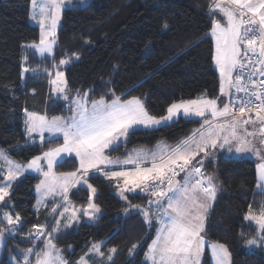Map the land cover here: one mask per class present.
Returning <instances> with one entry per match:
<instances>
[{
	"label": "snow or ice",
	"instance_id": "6c2138e0",
	"mask_svg": "<svg viewBox=\"0 0 264 264\" xmlns=\"http://www.w3.org/2000/svg\"><path fill=\"white\" fill-rule=\"evenodd\" d=\"M31 3V18L39 25L40 38L38 43L27 47L45 57L53 53L56 29L66 0H31ZM209 14L212 17L219 14L224 19L223 23L213 19L210 29L215 41L213 59L219 72V96L202 93L196 98L181 99L171 103L165 115L150 114L144 102L135 96L124 100L111 92L110 100L105 96L89 100V93L81 96L79 90L75 97L70 96L65 73L60 68L78 60L76 53L54 64V72L45 69L56 93L53 104L65 101L72 114L48 118L25 109V146L39 143L42 147L61 138L63 143L23 164L0 150V205L11 206L13 185L32 173L43 177L36 185L37 211L41 205L46 206L49 197L62 200L51 209L55 224L33 225V231L25 237L32 246L21 253L22 264H68L53 241L59 239L61 225L64 229L71 228L79 223L81 215L89 222L99 218L101 209L95 202L98 189L90 183L99 177L114 182L119 196L126 201L127 194L137 190L149 197L146 206L129 204L124 211L129 214L134 210L149 229L155 227V237L145 253L150 264H200L206 244L205 222L218 192L216 176L203 169L205 163L216 159L217 152L226 150L229 158L245 154L260 157L258 192L254 195L264 196V0H212ZM24 59L27 61V56ZM29 71L38 69L25 66L21 76ZM180 117H199L203 122L199 129L174 146L165 144L158 145L156 150H133L124 159L109 154L126 144L141 127L150 130L167 127ZM69 158L78 161V167L74 171L56 173L54 169ZM181 174L182 179H177ZM81 188H86L90 195L86 205L77 207L72 205L68 194L72 189ZM61 208L63 210L58 212ZM244 219L254 221L259 229V235L252 238H245L241 233L245 246L264 248V207L254 213L250 205ZM0 223L7 225L0 228L2 247L5 233L14 235L23 226V220L19 212L13 215L0 207ZM104 244V241L92 244L89 253L77 264H94L95 256L104 259ZM208 246L215 264H230L231 254L224 244ZM137 247V244L132 245L130 256ZM116 251L111 248L106 259L111 261ZM32 257H35L34 262Z\"/></svg>",
	"mask_w": 264,
	"mask_h": 264
},
{
	"label": "trees",
	"instance_id": "16d2710c",
	"mask_svg": "<svg viewBox=\"0 0 264 264\" xmlns=\"http://www.w3.org/2000/svg\"><path fill=\"white\" fill-rule=\"evenodd\" d=\"M210 3L212 0H92L86 6L67 8L63 11L54 55L43 64H37L40 61L32 56L31 66L50 68L52 63L76 53L79 59L64 68L69 94L88 91L90 100L100 96L111 99V92L124 100L135 96L143 100L150 114L165 115L173 102L202 93L218 95L220 80L210 35L216 16L209 14ZM30 10L31 0H0V149L19 162H27L63 142L61 138L42 147L39 143L25 146L24 110L50 117L65 116L69 110L63 100L53 104L47 74L28 73L25 79L21 76L24 45L40 35L39 27L30 23ZM199 124L194 118L180 117L167 127L140 128L110 155H126L134 148L152 147L161 140L178 143ZM76 167L78 162L69 158L56 171H74ZM203 170L213 172L218 184L205 237L227 246L232 264H264V250L247 249L241 238V233L245 238L257 234V227L244 217L250 205L258 206L264 200V196L254 195L259 183L256 161L220 155L205 163ZM39 179L38 175L28 174L12 188L10 207L22 217L20 230L24 235L33 225L41 224L33 210ZM90 182L98 189L95 201L103 208V214L94 223L82 222L63 230L55 243L72 246V252L68 251L70 264L84 255L93 242L103 239H107L104 251L110 247L117 249L107 264H147L144 257L155 237V227L149 229L137 212L124 219L115 218L123 202L113 184L103 177ZM69 196L75 204L85 205L89 191L73 189ZM131 199L146 206L149 197L139 194ZM5 224L0 223V228ZM7 238L0 264H12L7 254L31 244L25 236ZM133 244L138 247L130 256ZM202 264H212L208 249L203 252Z\"/></svg>",
	"mask_w": 264,
	"mask_h": 264
},
{
	"label": "rangeland",
	"instance_id": "374dc122",
	"mask_svg": "<svg viewBox=\"0 0 264 264\" xmlns=\"http://www.w3.org/2000/svg\"><path fill=\"white\" fill-rule=\"evenodd\" d=\"M38 2H39V0H38ZM92 2V0H84V3L83 4H81L80 3V0H71V3H67V0H66V8L65 9H67V8H72V7H80V6H86V5H88V4H90ZM64 9V10H65ZM63 10V11H64ZM63 11L61 12V19H60V21H59V23H58V25H57V29H56V44L53 46V53L51 54V55H48V54H46V56L45 57H41V56H39V54L38 53H35L34 52V50L33 49H30V48H28L27 47V45H30V44H32V43H38L39 42V38H40V35H39V38L37 39V40H34V41H32V42H29V43H26L25 45H24V52H23V67H25V66H27V67H29L30 69H38V71L37 72H41V73H43V74H47L46 72H45V69H47L48 71H52V72H54L55 71V69L53 68V65L54 64H58L59 63V61L58 62H54V63H52V66L49 68L48 67V65H45V68H41L40 66H37V64L39 63V64H43V63H46L47 62V59L46 58H51L53 55H54V51H55V48H56V46H57V41H58V30H59V27H60V25H61V22H62V16H63ZM32 14H33V7H32V3H31V10H30V17H29V20H30V23H32L33 25H36V26H38L39 27V25H38V23L35 21V20H33L31 17H32ZM40 29V28H39ZM25 56H27V61H25V59H24V57ZM32 56H35V57H37V59L40 61V62H38V61H36L37 62V64L35 65V66H31V58H32ZM66 66H61V68H60V70H62V71H64V68H65ZM22 71H23V69H22ZM28 73H33L32 71H29V72H27V73H24L23 74V79H25V77L27 76V74ZM65 73V72H64ZM49 80H50V77H49ZM50 84V83H49ZM50 87H51V97H52V100H54L55 98H56V93L55 92H53V90H52V86H51V84H50ZM85 92H88V91H84V92H80V95L82 96ZM89 93V92H88ZM69 94V93H68ZM70 96H73V97H75L76 96V94H69ZM217 96H219V94L217 95ZM211 97V96H210ZM216 97V96H215ZM141 99V98H140ZM89 100H90V97H89ZM142 100V99H141ZM143 101V100H142ZM30 112H32V111H30ZM36 113H38V112H36ZM38 114H41V113H38ZM67 114V116H69V115H71L72 113L70 112V110H68V112L66 113ZM41 115H45V114H41ZM254 115V114H253ZM66 116V117H67ZM63 117H65V116H63ZM25 118H26V116H24V121H25ZM48 118H51L50 116H48ZM196 120H198V121H200V124L195 128V129H199L200 127H201V123L203 122L202 121V118H199V117H197V118H195ZM170 123H172V122H170ZM24 127H25V123H24ZM194 129V130H195ZM249 130L251 131L252 130V128H251V126H249ZM46 136H47V133L45 134ZM37 140H38V137H37ZM161 141H164V140H161ZM166 142V141H165ZM63 143V142H62ZM158 143V142H157ZM155 144L154 146H152V147H147V146H140V148H142V149H147V150H151L152 148L154 149L157 145H159V144ZM165 144V143H164ZM60 145V144H59ZM59 145H57V146H59ZM171 145H173V144H171ZM57 146H55V147H57ZM53 148V147H52ZM0 150H3V149H0ZM133 150V149H132ZM131 150V151H132ZM3 151H5V152H7L6 150H3ZM130 152V151H129ZM220 152H222V151H220ZM223 152H225L226 153V150H223ZM8 153V152H7ZM110 154V153H109ZM226 156H229L227 153L225 154ZM112 156V155H111ZM113 158H119L118 156H112ZM230 157H235V158H239V157H248V158H252V159H254L255 161H256V165H258L259 163H261L262 161H261V158L260 157H258V156H256L255 154H245V155H231ZM14 159V158H13ZM121 159V158H120ZM15 160V159H14ZM17 161V160H16ZM17 162H19V161H17ZM19 163H26V162H19ZM54 171L56 172V173H60V172H58V171H56L55 169H54ZM208 173H212V174H214L213 172H208ZM33 175H38V174H36V173H32ZM215 175V174H214ZM38 176H40V175H38ZM43 177L42 176H40V179H42ZM40 179H39V181H38V183L40 182ZM37 183V184H38ZM91 183V182H90ZM36 184V185H37ZM94 186V185H93ZM95 187V186H94ZM73 190V189H72ZM71 190V191H72ZM70 191V192H71ZM12 192V191H11ZM70 192H69V194H70ZM116 192H117V196L121 199V201L123 202V207L121 208V209H119L118 211H116L115 212V218H121V219H124L126 216H128L130 213H132V212H135L134 210H132L129 214H126L125 213V211H124V209L125 208H128L129 207V204H134V205H140V206H144L143 205V203L142 202H140V201H138V202H135L134 203V201H132V199H131V197L132 196H136V195H139L140 193H139V191L137 190V192L136 193H128L127 195H128V200L126 201V200H124V199H122L120 196H119V194H118V191H117V189H116ZM35 193H36V202H37V198H38V193L36 192V186H35ZM68 194V195H69ZM89 195H90V192H89ZM89 197V196H88ZM69 200L71 201V203H72V205H75V206H77V207H79V206H82V205H77V204H75V202L70 198V196H69ZM36 202H35V204H34V206H33V210H34V212L38 215V219H40L41 220V224L40 225H46V226H52V225H54L55 224V219L53 218V214L51 213V209L53 208V207H56V205L57 204H60V203H62V200L60 199V197H56L55 199H53L52 197H49L46 201H45V204H46V206H44V205H41L40 207H39V210L37 211L36 210V208H35V205H36ZM96 202V201H95ZM87 203H88V201H87ZM86 203V204H87ZM97 203V202H96ZM85 204V205H86ZM98 204V203H97ZM99 205V204H98ZM100 206V205H99ZM0 207H3V210L4 211H9V212H11L13 215H15V213L12 211V209H11V207L10 206H8V207H5V206H3V205H0ZM261 207H264V200L258 205V206H253L252 207V210H253V212L254 213H258L259 212V210H260V208ZM100 209H101V212L98 214V216L100 217L102 214H103V208L100 206ZM63 209L61 208V209H58V212L59 211H62ZM248 214V213H247ZM68 214H66V216H67ZM99 219V218H98ZM97 219V220H98ZM97 220H95V221H92V222H89L88 220H87V217H84V216H80V218H79V223H78V225L79 224H81L82 222H87V223H94V222H96ZM249 221V220H248ZM250 223H252V224H254L256 227H257V234L255 235V236H258L259 235V229H258V226L256 225V223L254 222V221H249ZM75 225H77V224H75ZM5 227H7V225L5 224V226L4 227H2V228H5ZM119 227H117V229H118ZM21 227H19V230H18V232H16L14 235H12L11 237H16V238H21V239H24L23 237L25 236H27V234L30 232V231H33V229L32 230H30L28 233H26V235H24V234H22L21 233ZM69 229V228H68ZM48 230L50 231L51 230V228L49 227L48 228ZM63 230H67V229H64L63 228V225H61V232L63 231ZM8 236H10L7 232L5 233V240H4V246H2V247H0V261H1V257H2V254H3V252H4V250H5V247H6V243H7V240H8ZM255 236H253V237H255ZM252 238V237H251ZM100 241H104L105 243H106V241H107V239H103V240H100ZM100 241H96V242H100ZM54 243H55V241H53ZM96 242H93L92 244H94V243H96ZM212 243H217V242H211V243H209L208 245H210V244H212ZM56 244V243H55ZM57 245V244H56ZM105 245V244H104ZM32 245L30 244V245H28V246H26V247H20L19 246V248L17 249V253L16 252H10V253H8L7 254V256H8V259L12 262V264H22V258H21V253H23V252H25L29 247H31ZM41 247L43 246L42 244L40 245ZM92 246V245H91ZM91 246H90V248H91ZM57 247L59 248V249H61L62 250V252H63V255H64V257H65V259L68 261V264H70V259H69V253H68V251H70V252H72V246L71 245H67V246H58L57 245ZM227 247V246H226ZM89 248V249H90ZM103 248V247H102ZM111 248H115V247H110V248H108L106 251H104L103 249H102V251L105 253V258L104 259H101L99 256H95L94 257V264H107V263H109L110 261H108L107 259H106V257H107V254H108V252H109V250L111 249ZM247 249H249L248 247H246ZM258 249H263L264 250V248H255V249H249V250H258ZM229 250V249H228ZM136 251V250H135ZM208 252H209V254H210V260H211V263L212 264H215V260L213 259V257H212V254H211V249H210V247L208 246ZM230 252V251H229ZM86 253H89V250L86 252ZM85 253V254H86ZM84 254V255H85ZM231 254V253H230ZM84 255H82V256H84ZM89 255H91V254H89ZM116 255V253L113 255V258H114V256ZM81 256V257H82ZM80 257V258H81ZM79 258V259H80ZM34 259H35V257H32L31 258V261L32 262H34ZM79 259L74 263V264H77V262L79 261ZM144 260H145V262L147 263V264H150V261H148L147 259H146V256L144 257ZM232 258H231V256H230V264H232ZM112 261V260H111ZM90 264H91V262H90Z\"/></svg>",
	"mask_w": 264,
	"mask_h": 264
},
{
	"label": "crops",
	"instance_id": "0c3cea01",
	"mask_svg": "<svg viewBox=\"0 0 264 264\" xmlns=\"http://www.w3.org/2000/svg\"><path fill=\"white\" fill-rule=\"evenodd\" d=\"M216 19H219V20H221V22L223 23L224 22V19L222 18V16L221 15H217L216 16ZM213 40H214V38H213ZM214 45H215V41H214ZM218 71V70H217ZM218 74H219V72H218ZM220 82V81H219ZM220 84V83H219ZM218 94H219V89H218ZM128 99H131V98H128ZM110 100V99H109ZM127 100V99H126ZM67 115H65V117H66ZM253 117H254V115H253ZM195 119V118H194ZM142 128V127H141ZM170 145V146H174L175 144H177V143H174L173 145H171L172 143H168V142H165V141H159L157 144H159V145ZM158 146V145H157ZM157 146L153 149H151V150H156L157 149ZM138 149H142V148H140V147H137V148H134L133 150H138ZM132 150V151H133ZM132 151H130V152H132ZM130 152H128V153H130ZM127 153V154H128ZM126 154V155H127ZM226 153L225 152H217V157H216V159L220 156V155H225ZM126 155H122V156H118L119 158H121V159H124L125 158V156ZM226 156V155H225ZM229 157V156H228ZM215 159V160H216ZM78 162V161H77ZM55 170H56V168H55ZM180 179H182V176L180 177ZM112 184H113V186H114V182H111ZM114 190H115V193L117 194V192H116V188L114 187ZM213 202L214 201H212V203H211V207H212V205H213ZM211 207H210V209H211ZM210 209H209V212H208V215H209V213H210ZM206 222H207V220H206ZM206 222H205V225H206ZM147 252V251H146ZM202 262H203V254H202V256H201V258H200V264H202Z\"/></svg>",
	"mask_w": 264,
	"mask_h": 264
},
{
	"label": "water",
	"instance_id": "95a60500",
	"mask_svg": "<svg viewBox=\"0 0 264 264\" xmlns=\"http://www.w3.org/2000/svg\"><path fill=\"white\" fill-rule=\"evenodd\" d=\"M177 179H179V178H177ZM205 240H206V244H205V248H204V249L207 248L208 242L210 241V240H209L208 238H206V237H205Z\"/></svg>",
	"mask_w": 264,
	"mask_h": 264
}]
</instances>
